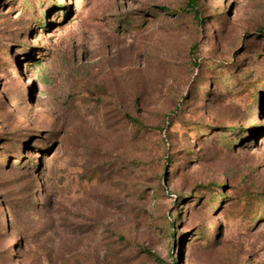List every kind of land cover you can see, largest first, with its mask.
<instances>
[{
	"label": "rangeland",
	"instance_id": "1",
	"mask_svg": "<svg viewBox=\"0 0 264 264\" xmlns=\"http://www.w3.org/2000/svg\"><path fill=\"white\" fill-rule=\"evenodd\" d=\"M194 1L0 0V264H264V0Z\"/></svg>",
	"mask_w": 264,
	"mask_h": 264
},
{
	"label": "trees",
	"instance_id": "2",
	"mask_svg": "<svg viewBox=\"0 0 264 264\" xmlns=\"http://www.w3.org/2000/svg\"><path fill=\"white\" fill-rule=\"evenodd\" d=\"M188 6L190 8H192L194 10V12H196V5H195V1L194 0H188ZM171 228L174 227L173 223L170 224ZM172 237L174 236V232L172 231L171 233ZM147 254H150L149 252H146ZM155 260L159 261L158 258L154 257Z\"/></svg>",
	"mask_w": 264,
	"mask_h": 264
}]
</instances>
